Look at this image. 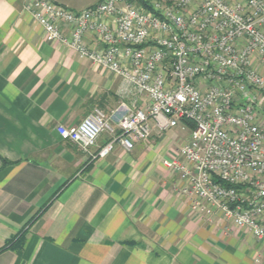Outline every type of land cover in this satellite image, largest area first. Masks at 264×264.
Returning <instances> with one entry per match:
<instances>
[{"label":"crops","instance_id":"obj_1","mask_svg":"<svg viewBox=\"0 0 264 264\" xmlns=\"http://www.w3.org/2000/svg\"><path fill=\"white\" fill-rule=\"evenodd\" d=\"M29 1L0 0V264H264V242L202 202L193 208L186 180L164 166L188 140L186 123L153 128L130 150L115 141L99 158L108 132L88 152L60 137L58 125L96 107L118 133L142 96L49 40ZM55 1L80 10L100 0Z\"/></svg>","mask_w":264,"mask_h":264},{"label":"built area","instance_id":"obj_2","mask_svg":"<svg viewBox=\"0 0 264 264\" xmlns=\"http://www.w3.org/2000/svg\"><path fill=\"white\" fill-rule=\"evenodd\" d=\"M26 9L49 40L142 96L117 119L118 133L96 107L75 126L58 125L62 139L88 152L108 132L99 158L115 141L130 150L153 128L192 123L164 166L186 180L193 208L202 202L264 242V0H100L80 10L30 0Z\"/></svg>","mask_w":264,"mask_h":264},{"label":"trees","instance_id":"obj_3","mask_svg":"<svg viewBox=\"0 0 264 264\" xmlns=\"http://www.w3.org/2000/svg\"><path fill=\"white\" fill-rule=\"evenodd\" d=\"M187 126L192 129L193 128V124L190 123V122H186ZM11 162L10 161H7L6 159H3V165H6V164H10Z\"/></svg>","mask_w":264,"mask_h":264},{"label":"rangeland","instance_id":"obj_4","mask_svg":"<svg viewBox=\"0 0 264 264\" xmlns=\"http://www.w3.org/2000/svg\"><path fill=\"white\" fill-rule=\"evenodd\" d=\"M181 134H184L183 132H181Z\"/></svg>","mask_w":264,"mask_h":264}]
</instances>
